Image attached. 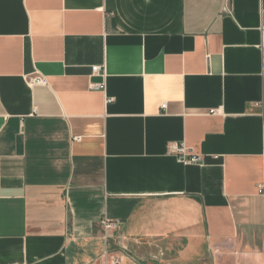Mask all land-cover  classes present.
Segmentation results:
<instances>
[{
  "label": "crops",
  "instance_id": "crops-1",
  "mask_svg": "<svg viewBox=\"0 0 264 264\" xmlns=\"http://www.w3.org/2000/svg\"><path fill=\"white\" fill-rule=\"evenodd\" d=\"M262 30L264 0H0V264H102L104 217L123 264H264Z\"/></svg>",
  "mask_w": 264,
  "mask_h": 264
},
{
  "label": "built area",
  "instance_id": "built-area-1",
  "mask_svg": "<svg viewBox=\"0 0 264 264\" xmlns=\"http://www.w3.org/2000/svg\"><path fill=\"white\" fill-rule=\"evenodd\" d=\"M225 11H228V8L225 9ZM261 48H264V30H262V41H261ZM101 71V68L99 66H95L92 68L93 74H99ZM36 84H46V80L44 78H37L35 79ZM92 89H104L103 84H94L91 86ZM167 104L162 105V109H166ZM172 154L176 155L179 158V161L183 164H189V165H204V159L202 156H198L192 153H189L188 150L183 145H174L169 150ZM260 194L264 193V186L261 185L259 187ZM119 223L110 221L108 218L104 217L101 220V226L103 230V238L106 242V247L104 249V252L102 254V264H123L121 257L114 256L110 249L108 248L107 244L109 241L110 234L115 231L118 228Z\"/></svg>",
  "mask_w": 264,
  "mask_h": 264
}]
</instances>
